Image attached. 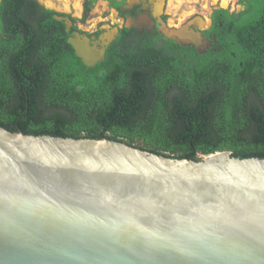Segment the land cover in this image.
Listing matches in <instances>:
<instances>
[{"label": "water", "instance_id": "obj_1", "mask_svg": "<svg viewBox=\"0 0 264 264\" xmlns=\"http://www.w3.org/2000/svg\"><path fill=\"white\" fill-rule=\"evenodd\" d=\"M0 264H264V157L0 126Z\"/></svg>", "mask_w": 264, "mask_h": 264}, {"label": "trees", "instance_id": "obj_2", "mask_svg": "<svg viewBox=\"0 0 264 264\" xmlns=\"http://www.w3.org/2000/svg\"><path fill=\"white\" fill-rule=\"evenodd\" d=\"M36 7L0 2V126L104 136L176 158L264 157V3L221 53L178 62L153 46L128 48L87 70Z\"/></svg>", "mask_w": 264, "mask_h": 264}, {"label": "flooded vegetation", "instance_id": "obj_3", "mask_svg": "<svg viewBox=\"0 0 264 264\" xmlns=\"http://www.w3.org/2000/svg\"><path fill=\"white\" fill-rule=\"evenodd\" d=\"M34 1L37 5L35 10H39L35 16L40 20L51 17L55 21V32L61 34V40L69 45L75 56L71 40L104 47V59L101 61L105 60L107 53L153 46L178 62L180 53L185 58V54L191 52H223L232 45V33L244 22L245 15L264 3V0H188L177 4H168L167 0H77L79 15H75L76 9L69 2L50 0V6L49 0ZM24 3L20 4L24 10L31 6L30 2ZM95 5L108 15L104 22H87L91 14L96 16V12L92 13ZM57 6L62 8L59 10ZM184 29L199 34V41L184 37L181 34ZM89 67L84 65V70Z\"/></svg>", "mask_w": 264, "mask_h": 264}, {"label": "rangeland", "instance_id": "obj_4", "mask_svg": "<svg viewBox=\"0 0 264 264\" xmlns=\"http://www.w3.org/2000/svg\"><path fill=\"white\" fill-rule=\"evenodd\" d=\"M60 1H64V3H68V4H70L71 3V5L73 6V8L74 9H76V11L74 12V14L75 15H79L78 14V11H77V9H78V3L77 2H79V1H77V0H60ZM168 1V4H171V3H175V4H177V2H179V1H187V2H189L188 0H167ZM205 1V0H204ZM170 6V5H169ZM57 8H59V10L62 8L61 6H57ZM66 10H67V8H66ZM93 12H96V16H94V15H92L91 14V16H90V18L89 19H87V22H90L91 21V23L92 24H94V23H98L99 21L100 22H104L105 21V19L108 17V15L106 14V12H103V10L102 9H100V8H98V5H95L93 8H92V13ZM174 18V17H173ZM198 21H199V19H197ZM179 21V20H178ZM105 23H103L102 25H104ZM101 25V26H102ZM106 26V25H105ZM183 32H184V34L187 36V38H194V36H193V34H192V32L191 31H187V30H183ZM191 35V36H190Z\"/></svg>", "mask_w": 264, "mask_h": 264}, {"label": "bare ground", "instance_id": "obj_5", "mask_svg": "<svg viewBox=\"0 0 264 264\" xmlns=\"http://www.w3.org/2000/svg\"><path fill=\"white\" fill-rule=\"evenodd\" d=\"M47 3H48V5H52V3L50 2V0L49 1H47ZM181 34H183L184 35V37H186L187 38V36L184 34V32L183 31H181ZM193 34V36H194V38H187L188 40H190V41H199V34H198V36H197V33H192ZM79 41V40H78Z\"/></svg>", "mask_w": 264, "mask_h": 264}]
</instances>
